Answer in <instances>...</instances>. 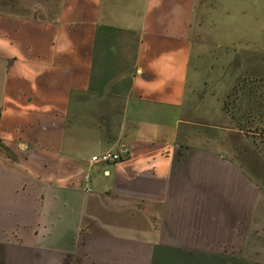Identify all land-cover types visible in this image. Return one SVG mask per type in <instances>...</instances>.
I'll list each match as a JSON object with an SVG mask.
<instances>
[{
    "label": "crops",
    "instance_id": "1",
    "mask_svg": "<svg viewBox=\"0 0 264 264\" xmlns=\"http://www.w3.org/2000/svg\"><path fill=\"white\" fill-rule=\"evenodd\" d=\"M232 3L0 0V264L248 261L264 180L242 174L234 138L264 136L250 129L264 123V84L239 85L238 111L216 99L184 115L205 43L193 36L234 27L211 16ZM249 18L236 26L263 31V12ZM249 51L241 76L263 83L264 49ZM106 150L121 160H90Z\"/></svg>",
    "mask_w": 264,
    "mask_h": 264
},
{
    "label": "rangeland",
    "instance_id": "2",
    "mask_svg": "<svg viewBox=\"0 0 264 264\" xmlns=\"http://www.w3.org/2000/svg\"><path fill=\"white\" fill-rule=\"evenodd\" d=\"M239 1L234 0L229 8L217 7L211 13V16L219 21L222 20L220 18L223 15L226 17L231 16L234 27L215 25L219 22L210 26L207 22V26L200 28L198 33L193 36L196 41L204 40L205 43H203L201 57L198 59L193 57L190 60L186 82V105L190 107L186 108L185 116L197 117L196 112L198 116L203 115L205 112L210 111L209 105L216 106V102H214L216 99L220 102L226 99L223 94L231 85L239 84L244 81L243 79H247V81L250 79V76H247V78L241 76L243 74L241 72L246 71L245 74L250 75L253 66H256V59L250 58L248 62L244 59L254 56L253 53H250V49H258V47L264 49V29L262 31L257 27L241 28L236 25L242 14L243 16L246 14L248 19L252 21L249 16H259L262 12L264 13V1L259 4H256L257 0ZM207 14L205 16L209 18L210 14L208 12ZM228 23H231V21ZM222 24L224 23L222 22ZM246 40H248L247 43ZM242 63L246 67L243 68ZM242 99L240 88H238L228 100L233 102L235 111H238L242 107ZM192 105H198L197 110L193 111ZM250 125L251 131L264 128V123L262 125ZM261 131L264 132V129ZM234 146L242 148V154L236 152L234 148L233 157L238 161V164L243 166L242 168H247L246 171L244 170L245 173L242 174L247 176L249 182H255L257 178L264 180V136H253L251 133H247L242 139L234 138ZM251 192L252 190L249 188V195H251ZM258 205L256 202L254 212L252 211L254 219L249 221L250 241L256 244H252L248 251L242 253L245 258L247 256L248 261L243 260L242 255H239V253H233L228 254L229 258H227L231 261H227V264H264V226H261L264 221L261 220L258 223L256 220ZM217 263L221 264L219 261Z\"/></svg>",
    "mask_w": 264,
    "mask_h": 264
},
{
    "label": "built area",
    "instance_id": "3",
    "mask_svg": "<svg viewBox=\"0 0 264 264\" xmlns=\"http://www.w3.org/2000/svg\"><path fill=\"white\" fill-rule=\"evenodd\" d=\"M90 160L94 163H113L121 160V156L116 151L106 150L99 154L93 155ZM86 190H90L87 188Z\"/></svg>",
    "mask_w": 264,
    "mask_h": 264
},
{
    "label": "trees",
    "instance_id": "4",
    "mask_svg": "<svg viewBox=\"0 0 264 264\" xmlns=\"http://www.w3.org/2000/svg\"><path fill=\"white\" fill-rule=\"evenodd\" d=\"M250 83V84H253V85H256V84H262V82L261 81H258V80H248V81H246V80H244V81H242L241 83H239V84H236V85H234L233 86V88H232V90H231V92H230V94H228L227 96H226V99H225V101H224V108H225V106H226V104H228V99H229V97H231V96H233L234 94H235V91L239 88V85H242V84H247V83Z\"/></svg>",
    "mask_w": 264,
    "mask_h": 264
}]
</instances>
